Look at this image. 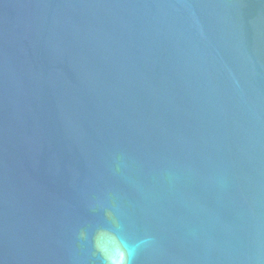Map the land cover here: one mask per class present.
I'll use <instances>...</instances> for the list:
<instances>
[{
    "label": "water",
    "instance_id": "95a60500",
    "mask_svg": "<svg viewBox=\"0 0 264 264\" xmlns=\"http://www.w3.org/2000/svg\"><path fill=\"white\" fill-rule=\"evenodd\" d=\"M0 264H264V0H0Z\"/></svg>",
    "mask_w": 264,
    "mask_h": 264
}]
</instances>
